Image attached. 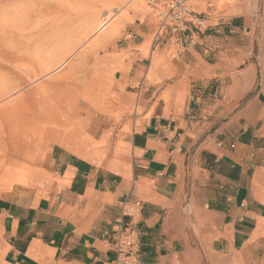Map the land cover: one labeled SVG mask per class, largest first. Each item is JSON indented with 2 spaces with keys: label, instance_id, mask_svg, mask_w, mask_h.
Returning a JSON list of instances; mask_svg holds the SVG:
<instances>
[{
  "label": "crops",
  "instance_id": "0c3cea01",
  "mask_svg": "<svg viewBox=\"0 0 264 264\" xmlns=\"http://www.w3.org/2000/svg\"><path fill=\"white\" fill-rule=\"evenodd\" d=\"M192 6L199 23L159 40L127 25L84 140L47 148V181L0 191V264H107L118 218L138 264H264V7Z\"/></svg>",
  "mask_w": 264,
  "mask_h": 264
},
{
  "label": "rangeland",
  "instance_id": "374dc122",
  "mask_svg": "<svg viewBox=\"0 0 264 264\" xmlns=\"http://www.w3.org/2000/svg\"><path fill=\"white\" fill-rule=\"evenodd\" d=\"M139 21L156 24L151 0H0V166L17 163L10 166L12 181L1 167L0 191L36 175L47 181L37 174L47 148L84 140L91 128L90 98L111 97L107 49ZM62 97L64 108L56 102ZM48 104L59 109L65 130L46 121ZM25 124V133L16 134L14 126L21 130ZM29 145L33 162L27 165Z\"/></svg>",
  "mask_w": 264,
  "mask_h": 264
},
{
  "label": "built area",
  "instance_id": "2783aa9c",
  "mask_svg": "<svg viewBox=\"0 0 264 264\" xmlns=\"http://www.w3.org/2000/svg\"><path fill=\"white\" fill-rule=\"evenodd\" d=\"M193 0H151L156 24L154 39L159 40L199 23L192 6ZM264 7V0H262ZM109 241L114 257L107 264H138L140 255L139 232L118 218L112 224Z\"/></svg>",
  "mask_w": 264,
  "mask_h": 264
},
{
  "label": "bare ground",
  "instance_id": "6f19581e",
  "mask_svg": "<svg viewBox=\"0 0 264 264\" xmlns=\"http://www.w3.org/2000/svg\"><path fill=\"white\" fill-rule=\"evenodd\" d=\"M57 104L60 106V108H64V105L66 104L65 98L62 97V99H56ZM74 105V104H73ZM58 106V107H59ZM74 108V106H73ZM44 109H46L47 114H46V121L50 124L53 125L52 127H56L59 130H65V128L67 127V124L64 121H61L60 116L61 113L59 111V109L57 107L54 106H50L49 104L44 107ZM67 117V116H66ZM24 127L20 130V129H16V127L14 126V129L16 130V134H21V133H25L26 130V124L23 125ZM66 126V127H65ZM4 126L1 127V129H3ZM5 129V128H4ZM12 131H13V126L11 127ZM30 129V127L28 128V130ZM6 131V130H5ZM27 132V131H26ZM17 163L16 162H12L10 166H16ZM7 165H2L0 166V168L2 167L4 170L7 171L8 175L10 176L9 180L12 181V179L15 177L14 175L16 174L15 172L12 171L13 167H10ZM2 168L0 169L2 171Z\"/></svg>",
  "mask_w": 264,
  "mask_h": 264
}]
</instances>
